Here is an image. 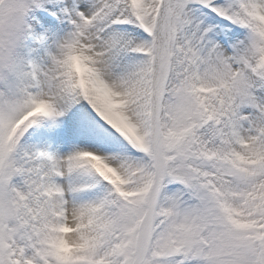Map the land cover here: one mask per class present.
<instances>
[{
  "label": "snow or ice",
  "instance_id": "obj_1",
  "mask_svg": "<svg viewBox=\"0 0 264 264\" xmlns=\"http://www.w3.org/2000/svg\"><path fill=\"white\" fill-rule=\"evenodd\" d=\"M0 264H264V0H0Z\"/></svg>",
  "mask_w": 264,
  "mask_h": 264
}]
</instances>
